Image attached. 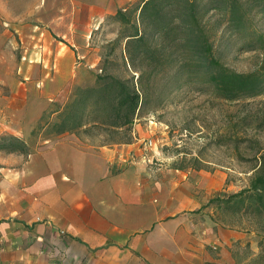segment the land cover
I'll use <instances>...</instances> for the list:
<instances>
[{
  "label": "crops",
  "instance_id": "0c3cea01",
  "mask_svg": "<svg viewBox=\"0 0 264 264\" xmlns=\"http://www.w3.org/2000/svg\"><path fill=\"white\" fill-rule=\"evenodd\" d=\"M122 2L33 0L16 19L0 0V144H25L0 150V264H243L236 247L257 249L253 232L213 217L225 173L174 169L157 148L144 160L151 125L113 147L70 134L32 147L41 116L99 70L92 32Z\"/></svg>",
  "mask_w": 264,
  "mask_h": 264
},
{
  "label": "trees",
  "instance_id": "16d2710c",
  "mask_svg": "<svg viewBox=\"0 0 264 264\" xmlns=\"http://www.w3.org/2000/svg\"><path fill=\"white\" fill-rule=\"evenodd\" d=\"M211 12L243 39V48L264 53V0H140L107 19L120 29L102 47L99 72L76 87L64 104L54 103L31 135L70 134L98 148L113 147L132 142L133 125L168 104V90L193 88L227 102L264 95V60L253 72L237 73L214 56L210 37L220 26L209 28ZM117 46L122 49L117 51ZM112 60L120 61V72L110 70ZM199 70L201 79L193 80ZM160 75H167L163 82L157 80ZM24 147L10 137L0 144V150L10 153ZM253 160L246 185L235 193H215L209 205L229 210L232 220L254 233L258 252L247 264H264V149L257 150ZM172 167L201 169L175 163Z\"/></svg>",
  "mask_w": 264,
  "mask_h": 264
},
{
  "label": "rangeland",
  "instance_id": "374dc122",
  "mask_svg": "<svg viewBox=\"0 0 264 264\" xmlns=\"http://www.w3.org/2000/svg\"><path fill=\"white\" fill-rule=\"evenodd\" d=\"M120 1V0H119ZM122 8L136 7L140 0H121ZM33 0H12L9 6L13 18L28 17L33 6ZM120 3V2H119ZM118 9V10H119ZM109 17H107L108 19ZM102 22L98 30L92 32V38L102 52V47L118 36L120 26L113 22ZM209 28L215 27V35L210 37L213 41L214 56L227 68L237 73H249L257 69L264 60V53L249 51L243 48V39L235 32L229 30L222 22L219 14L211 12L207 18ZM212 33V32H211ZM122 46H117L120 51ZM101 61V60H100ZM110 70L120 72L122 66L119 60L111 61ZM96 72L90 71L91 74ZM192 76V75H190ZM167 75L157 76V80L164 81ZM188 76H185L186 79ZM190 78V77H188ZM201 79V71L193 80ZM172 90V87H171ZM168 104L156 114L144 115L137 121L140 125H151L154 133L151 136L152 145L146 146L144 160L160 150L172 163L186 168L198 167L207 173L222 172L226 175V193L238 192L246 185L254 164V153L264 149V95L240 99L236 101H219L210 98L207 94H198L195 90L184 88L182 90H168ZM64 103H60L62 105ZM50 136L41 134L31 135L32 147ZM154 148V149H153ZM153 149V151H151ZM152 160L151 166L162 163ZM215 220H228L233 225H240L232 220L231 213L213 210ZM231 224V225H232ZM238 259L247 264L249 259L258 252H252L249 247H236Z\"/></svg>",
  "mask_w": 264,
  "mask_h": 264
},
{
  "label": "built area",
  "instance_id": "2783aa9c",
  "mask_svg": "<svg viewBox=\"0 0 264 264\" xmlns=\"http://www.w3.org/2000/svg\"><path fill=\"white\" fill-rule=\"evenodd\" d=\"M22 60H24V59L22 58ZM145 145L150 147L152 145V143H151V141H147Z\"/></svg>",
  "mask_w": 264,
  "mask_h": 264
}]
</instances>
